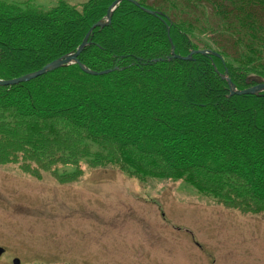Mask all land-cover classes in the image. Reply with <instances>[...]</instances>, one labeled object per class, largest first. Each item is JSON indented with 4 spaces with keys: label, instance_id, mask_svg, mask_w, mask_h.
<instances>
[{
    "label": "trees",
    "instance_id": "1",
    "mask_svg": "<svg viewBox=\"0 0 264 264\" xmlns=\"http://www.w3.org/2000/svg\"><path fill=\"white\" fill-rule=\"evenodd\" d=\"M0 0V164L61 182L113 165L264 213V0ZM109 21L98 24L108 17ZM191 59H183L190 52ZM81 64L89 71L84 70ZM89 140L105 151L91 152ZM91 155L92 158H88ZM74 171L59 174L58 166Z\"/></svg>",
    "mask_w": 264,
    "mask_h": 264
},
{
    "label": "rangeland",
    "instance_id": "2",
    "mask_svg": "<svg viewBox=\"0 0 264 264\" xmlns=\"http://www.w3.org/2000/svg\"><path fill=\"white\" fill-rule=\"evenodd\" d=\"M79 163L70 182L0 164V264H264V213L226 206L183 180Z\"/></svg>",
    "mask_w": 264,
    "mask_h": 264
},
{
    "label": "water",
    "instance_id": "3",
    "mask_svg": "<svg viewBox=\"0 0 264 264\" xmlns=\"http://www.w3.org/2000/svg\"><path fill=\"white\" fill-rule=\"evenodd\" d=\"M111 11H112V8H110V10L108 12V19H110ZM108 19H107L106 22H99L98 24H101V25L102 24H106L109 21ZM87 41H88V34L84 37L82 43L79 45V47L76 50V52L66 54L65 56H63L61 58H58V59H56V60H54L52 62H49L48 64H46L43 68H41L38 71L29 73V74H25L23 76H20V77H17V78H13V79H9V80H1L0 79V85H12V84H16V83H19V82L27 81V80H30V79L38 76V75H41V74L45 73L48 70H52V69H55L57 67H60V66L67 65V64L73 63L75 61H78L77 60V55L83 49V47L87 44ZM193 53H205V51H203V50L193 51V52H190L187 56H183L182 58L183 59H191ZM81 67L84 70L90 72V70H88L82 64H81ZM228 81L230 83L231 92L232 93H238V94H255V93H258V92L264 90V83L258 82V84L255 85V86H253V87H249V88H245V89L240 90V91H236V90H234V87L231 84L230 80H228Z\"/></svg>",
    "mask_w": 264,
    "mask_h": 264
}]
</instances>
